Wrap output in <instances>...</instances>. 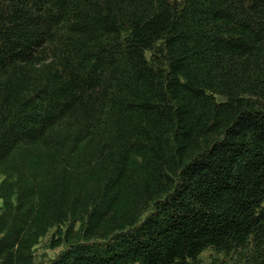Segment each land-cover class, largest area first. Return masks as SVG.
Returning a JSON list of instances; mask_svg holds the SVG:
<instances>
[{
    "label": "trees",
    "instance_id": "1",
    "mask_svg": "<svg viewBox=\"0 0 264 264\" xmlns=\"http://www.w3.org/2000/svg\"><path fill=\"white\" fill-rule=\"evenodd\" d=\"M0 199V264H264V0H0Z\"/></svg>",
    "mask_w": 264,
    "mask_h": 264
},
{
    "label": "rangeland",
    "instance_id": "2",
    "mask_svg": "<svg viewBox=\"0 0 264 264\" xmlns=\"http://www.w3.org/2000/svg\"><path fill=\"white\" fill-rule=\"evenodd\" d=\"M2 206H3V201L0 199V214L2 212ZM54 231H55V228L52 229L49 232V234L46 237H44L41 240V242L38 244V246L36 247L35 254H36V258L38 261H41V260L49 261L57 257L63 250V247L53 249L50 246ZM213 254L214 253L212 250H207L201 255V258L205 263H208L211 260V257L213 256Z\"/></svg>",
    "mask_w": 264,
    "mask_h": 264
}]
</instances>
